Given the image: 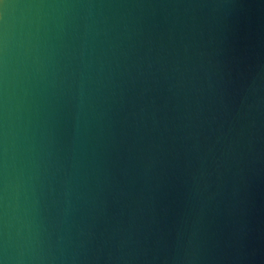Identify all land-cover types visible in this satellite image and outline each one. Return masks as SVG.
<instances>
[{"label": "water", "instance_id": "water-1", "mask_svg": "<svg viewBox=\"0 0 264 264\" xmlns=\"http://www.w3.org/2000/svg\"><path fill=\"white\" fill-rule=\"evenodd\" d=\"M0 264H264V0H0Z\"/></svg>", "mask_w": 264, "mask_h": 264}]
</instances>
